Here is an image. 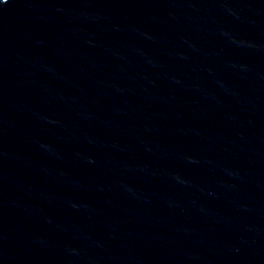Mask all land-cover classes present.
<instances>
[{
    "label": "water",
    "instance_id": "obj_1",
    "mask_svg": "<svg viewBox=\"0 0 264 264\" xmlns=\"http://www.w3.org/2000/svg\"><path fill=\"white\" fill-rule=\"evenodd\" d=\"M0 264H264V0H0Z\"/></svg>",
    "mask_w": 264,
    "mask_h": 264
}]
</instances>
